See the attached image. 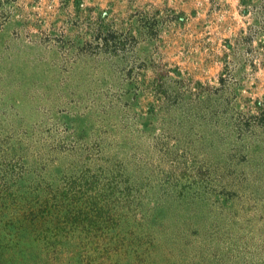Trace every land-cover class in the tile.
I'll use <instances>...</instances> for the list:
<instances>
[{
	"label": "rangeland",
	"instance_id": "obj_1",
	"mask_svg": "<svg viewBox=\"0 0 264 264\" xmlns=\"http://www.w3.org/2000/svg\"><path fill=\"white\" fill-rule=\"evenodd\" d=\"M0 264H264V0H0Z\"/></svg>",
	"mask_w": 264,
	"mask_h": 264
}]
</instances>
